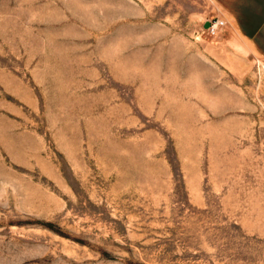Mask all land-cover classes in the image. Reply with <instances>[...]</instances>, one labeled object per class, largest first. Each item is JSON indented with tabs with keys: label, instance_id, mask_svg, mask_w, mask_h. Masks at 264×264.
Returning a JSON list of instances; mask_svg holds the SVG:
<instances>
[{
	"label": "rangeland",
	"instance_id": "obj_1",
	"mask_svg": "<svg viewBox=\"0 0 264 264\" xmlns=\"http://www.w3.org/2000/svg\"><path fill=\"white\" fill-rule=\"evenodd\" d=\"M214 0H0V264H264V58Z\"/></svg>",
	"mask_w": 264,
	"mask_h": 264
},
{
	"label": "crops",
	"instance_id": "obj_2",
	"mask_svg": "<svg viewBox=\"0 0 264 264\" xmlns=\"http://www.w3.org/2000/svg\"><path fill=\"white\" fill-rule=\"evenodd\" d=\"M231 35L264 58V0H214Z\"/></svg>",
	"mask_w": 264,
	"mask_h": 264
},
{
	"label": "built area",
	"instance_id": "obj_3",
	"mask_svg": "<svg viewBox=\"0 0 264 264\" xmlns=\"http://www.w3.org/2000/svg\"><path fill=\"white\" fill-rule=\"evenodd\" d=\"M227 22L220 18H215L207 22V27L204 28V33L210 37L217 36L225 27Z\"/></svg>",
	"mask_w": 264,
	"mask_h": 264
},
{
	"label": "water",
	"instance_id": "obj_4",
	"mask_svg": "<svg viewBox=\"0 0 264 264\" xmlns=\"http://www.w3.org/2000/svg\"><path fill=\"white\" fill-rule=\"evenodd\" d=\"M206 27H207V25H206Z\"/></svg>",
	"mask_w": 264,
	"mask_h": 264
}]
</instances>
